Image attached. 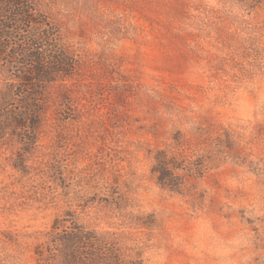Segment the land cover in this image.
I'll use <instances>...</instances> for the list:
<instances>
[{"label": "rangeland", "instance_id": "rangeland-1", "mask_svg": "<svg viewBox=\"0 0 264 264\" xmlns=\"http://www.w3.org/2000/svg\"><path fill=\"white\" fill-rule=\"evenodd\" d=\"M32 1L72 72L36 84L7 32L0 264H67L75 228L78 264H264V0Z\"/></svg>", "mask_w": 264, "mask_h": 264}, {"label": "trees", "instance_id": "trees-1", "mask_svg": "<svg viewBox=\"0 0 264 264\" xmlns=\"http://www.w3.org/2000/svg\"><path fill=\"white\" fill-rule=\"evenodd\" d=\"M29 26L30 28H27ZM10 31L27 37L29 45L18 49L19 43H17L15 49L7 51L10 45L6 38L11 39L7 34ZM58 37V28L48 21L43 13L37 11L32 0H0V47L3 51H7L12 62L15 60L20 64L17 69L29 67L37 74L36 84L51 81L58 76L68 75L72 72L70 62L73 58L61 48ZM156 159L153 171L157 174L158 182L173 190H179L182 181L175 169L180 166L166 157L163 151L158 152ZM83 230L77 228L66 230L59 236V240L64 245L63 252L67 264L81 262L82 247L87 242ZM89 243L93 242L89 241ZM101 246L102 244H93L94 250L100 249L102 254L103 250L99 248ZM111 262L115 263L117 259H111Z\"/></svg>", "mask_w": 264, "mask_h": 264}]
</instances>
